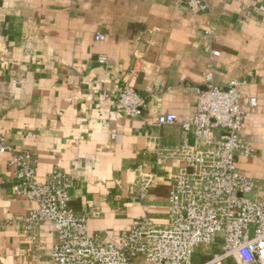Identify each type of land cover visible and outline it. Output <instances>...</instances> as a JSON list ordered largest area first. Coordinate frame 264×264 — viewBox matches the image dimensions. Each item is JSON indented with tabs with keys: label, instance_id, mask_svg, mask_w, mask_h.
Returning <instances> with one entry per match:
<instances>
[{
	"label": "crops",
	"instance_id": "crops-1",
	"mask_svg": "<svg viewBox=\"0 0 264 264\" xmlns=\"http://www.w3.org/2000/svg\"><path fill=\"white\" fill-rule=\"evenodd\" d=\"M203 1L205 11L185 0H0V133L31 151L41 180L54 167L72 175V208L99 210L90 234L117 243L138 217H165L181 164L168 154L197 144L179 124L192 118L208 71L221 88L241 81L242 135L255 155L238 156L237 166L264 182V0ZM128 80L147 100L135 119L111 95ZM166 113L177 123L153 125ZM9 158L0 153V264H52L50 222H41L38 243L24 239L35 204L14 194ZM144 173L155 179L140 201L135 182Z\"/></svg>",
	"mask_w": 264,
	"mask_h": 264
},
{
	"label": "built area",
	"instance_id": "built-area-1",
	"mask_svg": "<svg viewBox=\"0 0 264 264\" xmlns=\"http://www.w3.org/2000/svg\"><path fill=\"white\" fill-rule=\"evenodd\" d=\"M185 3L192 11L209 9L203 0ZM257 8L264 11V1ZM104 38L102 33L95 35L97 40ZM105 60L98 56V62ZM204 79L205 87L196 91L192 118L179 124L197 144H178L168 154L181 164L170 177L165 217H138L117 243L106 241L101 233H89L88 220L99 214L98 209L77 213L72 208V175L54 167L41 180L31 151L15 149L0 133V153L10 155L13 192L35 204L23 217L24 239L38 243L41 222H50L56 237L49 252L52 264H264V182L246 176L237 166L238 156L255 155L242 135L241 81L221 88L209 71ZM111 92L116 110L129 118L146 111L147 100L133 81ZM249 104L254 106L255 99ZM176 123V115L166 113L158 115L153 125ZM154 179L141 174L134 197L144 200ZM198 247L203 250L202 261L195 263Z\"/></svg>",
	"mask_w": 264,
	"mask_h": 264
},
{
	"label": "rangeland",
	"instance_id": "rangeland-1",
	"mask_svg": "<svg viewBox=\"0 0 264 264\" xmlns=\"http://www.w3.org/2000/svg\"><path fill=\"white\" fill-rule=\"evenodd\" d=\"M200 252L202 253L203 252V250H202V247H198L197 248V252H196V254H195V256H194V262L195 263H199V262H201L202 260V255L200 254ZM207 255H209V253H207Z\"/></svg>",
	"mask_w": 264,
	"mask_h": 264
},
{
	"label": "trees",
	"instance_id": "trees-1",
	"mask_svg": "<svg viewBox=\"0 0 264 264\" xmlns=\"http://www.w3.org/2000/svg\"><path fill=\"white\" fill-rule=\"evenodd\" d=\"M152 189H150V191H151Z\"/></svg>",
	"mask_w": 264,
	"mask_h": 264
}]
</instances>
